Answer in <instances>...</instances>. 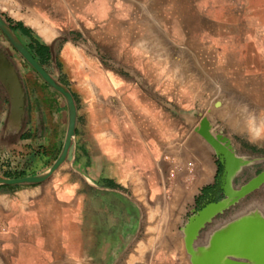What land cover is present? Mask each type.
<instances>
[{"label":"crops","instance_id":"crops-1","mask_svg":"<svg viewBox=\"0 0 264 264\" xmlns=\"http://www.w3.org/2000/svg\"><path fill=\"white\" fill-rule=\"evenodd\" d=\"M0 14L33 56L30 37L52 57L59 18L92 39L94 59L110 57L108 67L92 64V98H74V135L60 167L42 183L0 185V264H193L185 232L211 203L218 166L201 128L208 109H198V98H181L191 94L182 71L206 81L226 59L219 69L229 82L233 54L245 70V57L264 49V0H0ZM32 17L55 34L41 40ZM17 60L27 63L0 30V67L18 77L24 97L11 122L0 80L4 178L37 160L34 174L44 172L60 153L68 118L64 98L45 106L26 97ZM222 214L197 244L221 229Z\"/></svg>","mask_w":264,"mask_h":264},{"label":"rangeland","instance_id":"rangeland-1","mask_svg":"<svg viewBox=\"0 0 264 264\" xmlns=\"http://www.w3.org/2000/svg\"><path fill=\"white\" fill-rule=\"evenodd\" d=\"M42 1L44 2V0ZM49 10L56 11L58 15L61 8L49 6ZM10 15L12 17L19 16L18 13H12L11 11ZM35 19L39 21L38 25L40 27L43 25L42 29L45 26L44 33L46 32L48 36H45L46 39H43V36L34 26L37 23ZM41 20L43 21V19ZM60 22L61 20L58 18V25H56L58 37L53 39L55 42L52 57L42 64L59 84L71 92L73 98H92V64L96 61V63L100 62L103 66L108 67L110 65V57L106 54L99 55L94 59L92 39L83 38L82 29L77 27L67 29L66 24ZM30 23L37 30L43 41L48 40L55 34L52 28L36 17H32ZM69 39L72 43L66 54L67 57L61 59L62 51ZM227 57L230 68L228 71L229 82L224 75V69H219L220 66H227L226 59L225 61L221 60L224 62L223 65L220 62L217 64L218 67L216 68L218 69H214L212 78L206 81L198 79L197 77L199 76L197 75L196 77L191 71H182V76H185L183 82L186 83L184 91L189 90L191 94L182 92L181 98H198V109L204 111L207 108L208 110H205L204 113L211 117V119H206L208 122L206 128L208 127L210 135L214 138L218 136L224 138L225 142L228 143L232 158L237 162L244 163L243 166L234 168V174L230 180V185L233 188H238L264 169V49H262L260 54L250 53L245 57V70H241L238 67L240 56L233 54ZM17 62L22 82L25 85L27 98H35L41 104L45 102L53 104V99L57 98L60 101L58 98H64L49 85L45 84L27 63L21 60H17ZM81 63H88L90 66L87 67L86 65L87 69L80 70L79 64ZM183 67L185 68L186 65H182ZM46 103L44 104L45 106ZM53 110L56 113L55 107H53ZM221 158V155L213 149L214 164L218 166V172L216 182L208 192L207 198L211 202H217L223 197ZM26 163V170L23 171L25 175H34L42 167L41 162L38 160L33 168H31V162ZM11 172V174L17 173L16 170ZM254 209L264 213V183L260 188L249 193L237 203L231 204L223 212L222 218L225 220L233 219L241 213ZM203 233L204 231L202 230L198 237V242L203 238Z\"/></svg>","mask_w":264,"mask_h":264},{"label":"water","instance_id":"water-1","mask_svg":"<svg viewBox=\"0 0 264 264\" xmlns=\"http://www.w3.org/2000/svg\"><path fill=\"white\" fill-rule=\"evenodd\" d=\"M0 30L40 78L64 97L67 105L68 118L64 141L60 153L53 163L44 172L39 174L11 178L0 177V185L5 186L42 183L50 178L67 158L77 117L75 100L71 92L59 84L39 64L26 47L12 35L1 14ZM0 80L6 87L10 97V121H18L24 106L23 91L18 77L13 73L10 75L9 69L3 66L0 67ZM202 123L207 126L205 120L201 122V125ZM204 137L222 157L221 188L223 190V197L217 202H211L206 205L203 210L190 220L185 233L186 249L191 260L193 264H264V213L258 209L241 213L233 219H226L221 229L212 235L207 244H197L200 232L205 229L212 218L217 214L223 213L231 204L237 203L249 193L260 188L264 183L263 169L243 185L233 188L230 185V180L234 174V168L241 167L244 163L237 162L232 158L228 143L225 142L224 138H220L219 136L214 138L209 132Z\"/></svg>","mask_w":264,"mask_h":264},{"label":"trees","instance_id":"trees-1","mask_svg":"<svg viewBox=\"0 0 264 264\" xmlns=\"http://www.w3.org/2000/svg\"><path fill=\"white\" fill-rule=\"evenodd\" d=\"M21 30L24 34H27V35L30 32L26 28H21ZM30 40H31V43L29 45V49L33 52L34 56L38 58V61L40 63L47 62L50 58L49 47L38 43V41L33 39L32 37H30ZM24 175H25L24 172H19L16 174H7L6 177H20Z\"/></svg>","mask_w":264,"mask_h":264},{"label":"bare ground","instance_id":"bare-ground-1","mask_svg":"<svg viewBox=\"0 0 264 264\" xmlns=\"http://www.w3.org/2000/svg\"><path fill=\"white\" fill-rule=\"evenodd\" d=\"M16 13V12H15ZM31 20V19H30ZM36 20V19H35ZM36 24H34V26L36 27V29L38 30V32L43 36V39H46V37H48L47 35H46V32L44 33V31H45V26H44V28L42 29L41 27L43 26H39L38 24H39V21H37L36 20ZM46 36V37H45ZM212 89V88H211ZM237 104V103H236ZM213 112V111H212ZM223 113V112H222ZM202 127V133H203V135H206L207 133H208V131H207V128H206V126L202 123V125H201ZM251 126H252V123H251ZM252 129V128H251ZM253 136V135H252ZM177 154V153H176ZM206 164V163H205ZM207 168V167H206ZM208 169V168H207ZM196 171V170H195ZM208 171V170H207ZM203 174V173H202Z\"/></svg>","mask_w":264,"mask_h":264}]
</instances>
